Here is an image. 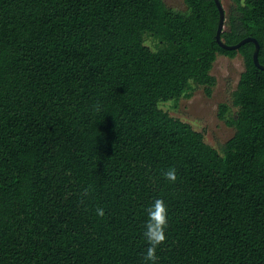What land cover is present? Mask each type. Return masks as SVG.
<instances>
[{
    "label": "trees",
    "instance_id": "16d2710c",
    "mask_svg": "<svg viewBox=\"0 0 264 264\" xmlns=\"http://www.w3.org/2000/svg\"><path fill=\"white\" fill-rule=\"evenodd\" d=\"M183 3L0 0V264H153L157 199L155 264H264V71L217 44L214 0ZM246 38L264 66V0L225 13L221 41ZM218 56L244 68L220 152L159 107L209 97Z\"/></svg>",
    "mask_w": 264,
    "mask_h": 264
},
{
    "label": "rangeland",
    "instance_id": "374dc122",
    "mask_svg": "<svg viewBox=\"0 0 264 264\" xmlns=\"http://www.w3.org/2000/svg\"><path fill=\"white\" fill-rule=\"evenodd\" d=\"M165 4L175 10L184 11L183 0H164ZM224 13H227L232 0H220ZM144 41L151 49L156 47L152 38L144 36ZM242 59L237 56L229 59L218 56L211 75L215 78V86L209 97L205 96L200 88H196L190 99H181L175 105L171 101L162 102L159 107L169 114L202 134L204 142L218 152L229 140L234 129L218 118V107L225 104L230 109V117L234 115L235 109L231 105V93L235 90L240 74L243 72Z\"/></svg>",
    "mask_w": 264,
    "mask_h": 264
},
{
    "label": "clouds",
    "instance_id": "9594fccd",
    "mask_svg": "<svg viewBox=\"0 0 264 264\" xmlns=\"http://www.w3.org/2000/svg\"><path fill=\"white\" fill-rule=\"evenodd\" d=\"M166 179L169 181L176 180V173L174 169H171L164 173ZM98 216L104 215L102 208L96 210ZM167 207L162 199H157L149 210V222L145 226L144 238L149 244L147 250V259L155 264L157 259L155 253L157 247L165 240V230L168 223L167 219Z\"/></svg>",
    "mask_w": 264,
    "mask_h": 264
},
{
    "label": "water",
    "instance_id": "95a60500",
    "mask_svg": "<svg viewBox=\"0 0 264 264\" xmlns=\"http://www.w3.org/2000/svg\"><path fill=\"white\" fill-rule=\"evenodd\" d=\"M214 2L216 4V7H217V10H218V13H219L217 32H216V36H215L217 44L222 49H225V50H237L238 48H240L242 45H244L246 43H253L254 47H255L254 48V52H253V63L259 70L264 71V66L261 65L259 63V61H258L259 44H258V42L255 39L246 38V39H243L242 41H240L238 44L233 45V46H228V45H226L225 43H223L221 41L220 35H221V32H222L223 27H224L225 13H224L223 7L221 6L220 1L219 0H214Z\"/></svg>",
    "mask_w": 264,
    "mask_h": 264
}]
</instances>
